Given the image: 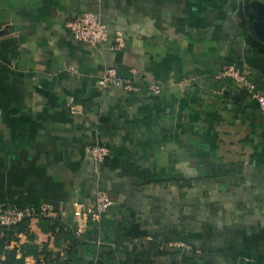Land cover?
Masks as SVG:
<instances>
[{
  "label": "crops",
  "instance_id": "obj_1",
  "mask_svg": "<svg viewBox=\"0 0 264 264\" xmlns=\"http://www.w3.org/2000/svg\"><path fill=\"white\" fill-rule=\"evenodd\" d=\"M88 11L105 43L73 39ZM107 67L136 89L100 87ZM228 67L264 94V0H0V208L64 224L32 218L7 248L23 264H104V243L111 264H264V115ZM99 190L114 205L79 227Z\"/></svg>",
  "mask_w": 264,
  "mask_h": 264
},
{
  "label": "built area",
  "instance_id": "obj_2",
  "mask_svg": "<svg viewBox=\"0 0 264 264\" xmlns=\"http://www.w3.org/2000/svg\"><path fill=\"white\" fill-rule=\"evenodd\" d=\"M67 27L74 40L85 43L87 45H97L105 43L110 38V33L106 24L101 17L93 12H81L67 22ZM112 46L115 50H122L126 46V41L121 31L116 32ZM221 75L233 77L237 83L252 92L253 97L258 103V107L264 115V94L258 90V86L250 80L245 73H242L235 67H228L222 70ZM98 84L102 88L112 86H123L127 90L136 89L134 84L125 81L118 75L116 68L107 67L98 78ZM154 93L160 94L161 88L156 85ZM88 155L96 162H101L109 153V149L105 145L94 144L87 147ZM114 205V201L110 194L105 190H99L93 202H78L74 205V220L80 226L88 219H99L102 214L107 213ZM50 207L48 205L28 206L18 208L15 205H5L0 208V225L11 226L22 221L24 218H37L41 215H50Z\"/></svg>",
  "mask_w": 264,
  "mask_h": 264
},
{
  "label": "trees",
  "instance_id": "obj_3",
  "mask_svg": "<svg viewBox=\"0 0 264 264\" xmlns=\"http://www.w3.org/2000/svg\"><path fill=\"white\" fill-rule=\"evenodd\" d=\"M24 203H21L19 205H17L18 208H24ZM16 206V205H15ZM38 207V206H36ZM106 214V213H105ZM105 214L101 215V219L105 217ZM39 220V225L42 228L43 231H51L53 233H57L58 231H61L64 228V224L62 223V221L58 218V217H50V216H39L37 217ZM32 218H24L22 221L18 222L15 225H11V226H2L0 225V255L2 253L5 254V259H1L0 257V264H23L24 263V259L23 258H18L17 257V253L15 249H9L7 248V241L10 238L9 236L12 235V233L14 232V230H16L19 226L21 225H25L26 223L30 222ZM68 229H71L70 227H67ZM75 235L72 233L71 237H74ZM27 247V246H26ZM29 253H31V245L29 247ZM99 248L101 249V254L99 255L100 258L102 259V261L106 264H111V261L113 260V258L116 257L115 254V249L112 248L111 246H108L107 243H104L102 245L99 246ZM94 249V248H91ZM74 256L71 257L72 260H74L75 264H81L82 262H85L83 257L82 258H77V254H73ZM95 257H96V253H94ZM83 259V260H81ZM87 261V260H86ZM96 264H101V262L96 263ZM122 264H127L126 262L122 263Z\"/></svg>",
  "mask_w": 264,
  "mask_h": 264
},
{
  "label": "rangeland",
  "instance_id": "obj_4",
  "mask_svg": "<svg viewBox=\"0 0 264 264\" xmlns=\"http://www.w3.org/2000/svg\"><path fill=\"white\" fill-rule=\"evenodd\" d=\"M96 195V194H95ZM93 202V201H92ZM89 203H91V202H89ZM17 230V229H16ZM14 233V232H13ZM104 264H106V263H104Z\"/></svg>",
  "mask_w": 264,
  "mask_h": 264
}]
</instances>
